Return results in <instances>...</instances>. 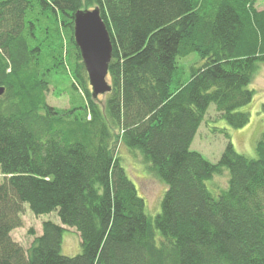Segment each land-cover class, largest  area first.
<instances>
[{
  "label": "trees",
  "instance_id": "trees-1",
  "mask_svg": "<svg viewBox=\"0 0 264 264\" xmlns=\"http://www.w3.org/2000/svg\"><path fill=\"white\" fill-rule=\"evenodd\" d=\"M94 8L112 46L102 104L73 38L74 14ZM190 53L202 65L173 86ZM258 63L255 0H0V264H264V130L255 159L229 141L217 163L190 150L211 104L231 128L247 125L237 109L252 100ZM70 67L83 104L58 110L46 102L51 78ZM121 146L166 185L153 222ZM224 170L213 195L205 181ZM24 204L56 212L80 252L61 255L64 229L51 221L25 251L11 237Z\"/></svg>",
  "mask_w": 264,
  "mask_h": 264
},
{
  "label": "rangeland",
  "instance_id": "rangeland-1",
  "mask_svg": "<svg viewBox=\"0 0 264 264\" xmlns=\"http://www.w3.org/2000/svg\"><path fill=\"white\" fill-rule=\"evenodd\" d=\"M255 8L264 10V0H255ZM201 65L202 61L196 53L177 58L172 80L173 86L177 84V81L187 82L190 78V69L199 68ZM51 82V89L46 96L48 105L62 110L72 104L78 106L83 104L80 91L73 88L74 77L71 67L58 76L52 77ZM108 83H110L109 80ZM247 89L253 91L252 100L249 104L237 109L238 112L249 115L247 125L242 128H231L225 119L217 113L215 106L211 104L191 142L190 150L199 153L210 163H217L229 141L237 153L251 159L256 158L255 145L264 130V63H258L252 82ZM98 99L102 104L105 96H99ZM222 131L228 134V139ZM118 156L122 160L127 177L135 185L138 196L144 200L146 215L153 222L160 213L166 185L155 175L150 162L144 160L141 153H129L121 146ZM228 179L229 174L224 170L220 175L206 180L205 185L209 192L218 195L222 189L226 188ZM2 180L3 176L0 174V182ZM21 220L22 226L14 230L11 237L25 251L31 247L35 238L41 235L42 223L51 221L64 229L60 248L61 255L72 257L80 252V238L77 232L73 228L62 225L56 212L36 216L24 204ZM153 231L158 242L161 238L160 234L156 229Z\"/></svg>",
  "mask_w": 264,
  "mask_h": 264
},
{
  "label": "water",
  "instance_id": "water-1",
  "mask_svg": "<svg viewBox=\"0 0 264 264\" xmlns=\"http://www.w3.org/2000/svg\"><path fill=\"white\" fill-rule=\"evenodd\" d=\"M73 38L84 65L92 99L111 91L108 64L112 46L109 33L98 8L77 11L73 16ZM4 88L0 87V96Z\"/></svg>",
  "mask_w": 264,
  "mask_h": 264
},
{
  "label": "crops",
  "instance_id": "crops-1",
  "mask_svg": "<svg viewBox=\"0 0 264 264\" xmlns=\"http://www.w3.org/2000/svg\"><path fill=\"white\" fill-rule=\"evenodd\" d=\"M13 232V231H12ZM11 235H12V233H11Z\"/></svg>",
  "mask_w": 264,
  "mask_h": 264
}]
</instances>
